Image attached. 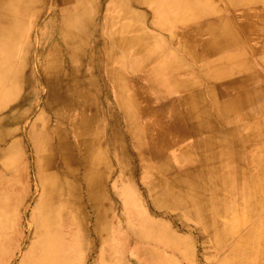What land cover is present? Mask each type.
I'll return each instance as SVG.
<instances>
[{"label": "bare ground", "instance_id": "6f19581e", "mask_svg": "<svg viewBox=\"0 0 264 264\" xmlns=\"http://www.w3.org/2000/svg\"><path fill=\"white\" fill-rule=\"evenodd\" d=\"M200 1L0 0V185L16 171L0 191V264L24 247L18 264H82L94 235L109 237L113 171L131 186L139 179L156 207L197 208L191 218L207 217V188L244 172V150L264 141V0ZM26 142L41 196L28 214L35 237L21 244ZM139 201L127 195L125 205ZM129 219L136 238L171 247L159 220Z\"/></svg>", "mask_w": 264, "mask_h": 264}, {"label": "rangeland", "instance_id": "374dc122", "mask_svg": "<svg viewBox=\"0 0 264 264\" xmlns=\"http://www.w3.org/2000/svg\"><path fill=\"white\" fill-rule=\"evenodd\" d=\"M32 104L34 105V102ZM35 107H33L27 124L32 122L40 111L41 101ZM258 145L260 146L258 151L257 146L244 150L243 154H247V157H240L243 161L242 170L244 172H240L239 178L225 182L224 189L219 192H213L211 188L204 191L206 193L204 206L206 218H191L189 216V212L198 211L197 208L156 207L153 201L144 196L145 191L142 188V182L138 181L139 179L135 185L131 186L122 183L123 179L120 178L119 172L113 171L108 179V181L110 180L109 190L116 196L115 206L112 209L113 217L108 226L110 234L104 243L101 239L97 240L94 235L93 242L96 249L91 251L88 249L84 252L82 264H158V259L149 260L144 250L147 247L155 248L163 256L171 258V264H264V187L259 184L258 174H256L258 171L254 164L256 154L261 149L260 153L264 151V141ZM25 146L28 159L27 181L30 184L28 192L30 193L23 209L26 213H24L26 217L23 220L28 231L24 235L23 241L20 240L21 244L29 243L35 237L33 224L31 225L28 214L35 201L41 196L34 151L29 142H26ZM0 164L4 166L5 161L0 160ZM12 166L15 167V165ZM14 172L16 171L2 172L1 175L4 177L1 180L3 183L0 185V191L6 188L8 180H14L12 179L14 174L11 175ZM23 180L20 183H25ZM22 187L21 192L24 190ZM127 195H132L133 198L137 196L140 200L137 207H126ZM138 211H145L149 217L157 219L163 224L164 230L171 234V247L166 248L165 245L157 241L155 244H151L150 241L136 238V235L131 232V227L136 229L139 225L137 221L130 220L129 216H136ZM95 214L91 209H88L87 226L89 228L94 224L97 217ZM228 229H232V234ZM224 232H229L228 235H230L219 241L218 234ZM239 240L244 242L241 248L235 250L234 247ZM89 242L90 246L92 243ZM19 251L17 250L11 264L19 263L25 247L22 252L20 251L21 254Z\"/></svg>", "mask_w": 264, "mask_h": 264}, {"label": "crops", "instance_id": "0c3cea01", "mask_svg": "<svg viewBox=\"0 0 264 264\" xmlns=\"http://www.w3.org/2000/svg\"><path fill=\"white\" fill-rule=\"evenodd\" d=\"M200 3H202V1L198 0V5H199ZM205 17H207V16H205ZM206 19H207V18H206Z\"/></svg>", "mask_w": 264, "mask_h": 264}]
</instances>
